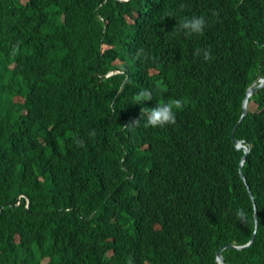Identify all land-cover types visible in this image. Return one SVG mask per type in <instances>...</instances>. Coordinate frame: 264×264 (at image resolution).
I'll return each mask as SVG.
<instances>
[{
  "label": "trees",
  "instance_id": "obj_1",
  "mask_svg": "<svg viewBox=\"0 0 264 264\" xmlns=\"http://www.w3.org/2000/svg\"><path fill=\"white\" fill-rule=\"evenodd\" d=\"M193 15L203 33H176ZM258 75L264 0H0V264H218L220 245L250 239L253 203L252 243L222 256L264 264V86L234 132L253 201L229 136ZM144 88L153 99L133 104ZM170 97L174 125H131Z\"/></svg>",
  "mask_w": 264,
  "mask_h": 264
},
{
  "label": "clouds",
  "instance_id": "obj_2",
  "mask_svg": "<svg viewBox=\"0 0 264 264\" xmlns=\"http://www.w3.org/2000/svg\"><path fill=\"white\" fill-rule=\"evenodd\" d=\"M119 1L127 2L128 0H119ZM183 8H184V5L181 4L180 5V9L183 10ZM172 15H173V13H171V12L166 13L165 16L161 17V20H163L165 17H170ZM212 15L213 16H217L218 13L213 11ZM41 17L46 19L49 23L56 24L57 26H61V27L66 28V29L69 30V22H68L66 14L64 12L58 10V9H48L47 11H45L41 15ZM205 27H206V19H205V17L204 16L193 15L191 17L183 16L178 21V23H176V26H175L174 29H175L176 33H183L184 35L191 36L193 34H201V33H203ZM104 28H105V26L103 27V29ZM18 51H19V42L12 46L11 51H10V55L12 57H15L18 54ZM193 55L196 56V57H200L202 55V57H203V59L205 61H211L213 59V56H212L210 48H208V49L196 48L193 51ZM133 58L134 59L143 58L144 60H151L152 59V55H151V53L146 52L143 47H140V48L136 49ZM219 62H220V60H219ZM105 76H107V75H105ZM258 76H260V75H258ZM260 77L263 78L264 76H260ZM258 83H256V85ZM251 84L249 86H251ZM248 87H246V89H245V95H244L243 99L246 96V90H247ZM257 90L253 91L251 94H249L247 96L246 101L244 103V106L246 108V112L242 116L241 119L239 117V119L234 123V125L236 124V127H237L238 124H240V122L243 120L244 116L246 115L247 110L249 109L250 103H253V102L249 101V97L253 93H255ZM153 91H154L153 89H149V88L141 89L140 91H138L132 97V103L133 104L142 105L143 102L152 100L153 99ZM243 99H242V101H243ZM242 101H241V107H242ZM183 106H184V101L182 99H180V98H172V97H170L166 101H164V100L158 101L156 106L153 107V108L144 107L143 110L140 109V118L134 120L131 123V125L138 126V125L141 124V120L145 121V126L146 127L147 126H151V127L155 128V127H164L165 125H174L176 123V112L181 110L183 108ZM255 109H256V105H255ZM241 115H242V112H241L240 116ZM94 134H95L94 132L91 133V135H94ZM239 141L242 142L241 140H239ZM74 143L76 144L77 147H83L84 146V141L82 139H79V138H76V137H74ZM242 144H244V143L242 142ZM244 145L246 146L247 153H248L249 148H248V146L246 144H244ZM110 150H111V148H110ZM246 156H247V154H246ZM108 160H109V157L103 159L102 160V164L105 165L108 162ZM243 162L241 163V166H240V162H239V167H238L239 176H240L239 169L241 170V173H242ZM123 168H127V166H124ZM242 175H243V173H242ZM243 177H244V175H243ZM241 180L245 183V186H246V189H247L248 193L251 192L247 182L245 181V177H244V179L241 178ZM234 216H235L237 221H239L241 224H244V225H246L249 222V219H250L248 211H246L243 207H237L235 209V211H234ZM255 219L258 221V219L256 217H255ZM127 264H132L131 258H129Z\"/></svg>",
  "mask_w": 264,
  "mask_h": 264
},
{
  "label": "water",
  "instance_id": "obj_3",
  "mask_svg": "<svg viewBox=\"0 0 264 264\" xmlns=\"http://www.w3.org/2000/svg\"><path fill=\"white\" fill-rule=\"evenodd\" d=\"M259 82V83H258ZM256 83H258L256 85ZM264 86V77L261 78L260 76H258L254 82L251 84V86H249L246 90V96L245 98L243 99L242 101V115L240 116V119L242 118V116L245 114L246 112V108L244 106V103L246 101V98L249 94H251L253 91L259 89L260 87ZM235 128H236V124L232 127L231 131H230V138H231V141L232 143L235 145V147L237 149H241L243 151V155L241 157V161H240V166H241V163L244 161V159L246 158V154H247V148L244 144H242V142H240L239 140H237L235 137H234V131H235ZM239 172H240V177L242 179H244L242 173H241V170L239 169ZM249 195L251 196V199L253 201V197H252V193L249 192ZM253 210H254V230H253V233L250 237V239L248 240V242H246L245 244H241V245H237V244H232V243H223L222 245H220L216 250H215V259L216 261L218 262V264H224V259H223V256H222V251L226 248H233V249H238V250H241L245 247H248L254 237H255V233H256V229H257V220L255 219L258 218L257 217V211H256V205L253 203Z\"/></svg>",
  "mask_w": 264,
  "mask_h": 264
},
{
  "label": "rangeland",
  "instance_id": "obj_4",
  "mask_svg": "<svg viewBox=\"0 0 264 264\" xmlns=\"http://www.w3.org/2000/svg\"><path fill=\"white\" fill-rule=\"evenodd\" d=\"M75 33L77 34V32H75ZM105 47H106V45H103V48H105ZM249 108L251 110H253V109H255V105L253 103H250Z\"/></svg>",
  "mask_w": 264,
  "mask_h": 264
}]
</instances>
